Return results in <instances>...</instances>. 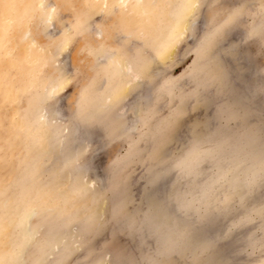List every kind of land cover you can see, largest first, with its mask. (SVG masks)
<instances>
[{"label":"rangeland","instance_id":"obj_1","mask_svg":"<svg viewBox=\"0 0 264 264\" xmlns=\"http://www.w3.org/2000/svg\"><path fill=\"white\" fill-rule=\"evenodd\" d=\"M1 1L0 264H264V0H198L193 13L197 0ZM187 13L198 23L182 37ZM114 59L150 87L130 107L134 131L117 116L132 72ZM53 93L65 122H51ZM70 122L94 134L103 182L74 171ZM154 184L174 218L212 227L213 247L164 219ZM220 203L232 210L217 215Z\"/></svg>","mask_w":264,"mask_h":264},{"label":"bare ground","instance_id":"obj_2","mask_svg":"<svg viewBox=\"0 0 264 264\" xmlns=\"http://www.w3.org/2000/svg\"><path fill=\"white\" fill-rule=\"evenodd\" d=\"M3 1V0H2ZM1 1V2H2ZM101 1V0H100ZM99 1V2H100ZM111 1V0H110ZM115 1V0H114ZM129 1V3L128 4H130V3H136V4H142L143 2H144V0H133L132 2H131V0H116V3H127ZM200 1H202V0H200ZM200 1H198L197 0V2H193V5H194V8H193V11H191L192 13L193 12H196L197 10H198V8H199V2ZM5 2V1H4ZM23 2V1H22ZM21 2V3H22ZM48 2H49V0H48ZM26 3V2H25ZM45 3H46V1H45ZM32 4V3H31ZM38 4V3H37ZM50 4V3H49ZM52 4V3H51ZM118 4H116V6L115 7H117L118 6ZM39 5L40 6H42V2H40L39 3ZM46 5V4H45ZM54 5V4H53ZM123 5V4H122ZM6 7H8L7 5H5ZM28 6H29V4H28ZM44 6V5H43ZM105 6V5H104ZM21 7H23V6H21ZM49 7H50V5H49ZM52 7V6H51ZM120 7V6H119ZM2 8V7H1ZM26 8V7H25ZM29 8V7H28ZM33 8H35V7H33ZM42 8V7H41ZM54 8H55V6H54ZM189 8V7H188ZM10 9V8H9ZM8 9V12L10 11ZM14 9V8H13ZM43 9H45V8H43ZM46 9L48 10V8L46 7ZM45 9V10H46ZM190 9V8H189ZM16 10V13L18 12L19 13V10L20 9H15ZM30 9H28V11H29ZM5 11V10H4ZM49 11V10H48ZM0 12H2V14H3V10L2 11H0ZM21 12V11H20ZM32 12V11H31ZM52 11L50 10V13H51ZM188 12H189V10H188ZM10 13H12V11L10 12ZM13 13H15V12H13ZM17 13V14H18ZM29 13V12H28ZM53 13V12H52ZM189 14V13H187V15L189 14V16H188V19L186 20V22H185V24L183 25V26H181V29H182V31L183 32H181L180 33V35L183 37V33H188V34H190L191 32V29L193 28V27H195L196 26V24L198 23H196V21H197V17L194 15V14ZM4 15H7V13H4ZM12 16H13V14H11ZM47 16L49 15V13L48 14H46ZM15 16V18L17 17L16 15H14ZM19 16H20V14H19ZM18 16V17H19ZM22 16H25V14H23ZM1 17H3V16H1ZM1 17H0V19H1ZM10 17V16H9ZM17 17V18H18ZM36 17V16H35ZM45 18H46V16H44ZM49 17H51V15H49ZM4 18V17H3ZM3 18H2V20H3ZM24 18V17H23ZM187 18V17H186ZM9 18H5L4 20H5V22H6V24H7V22H9V20H8ZM19 19V18H18ZM54 19V18H53ZM24 20H25V18H24ZM47 20V19H46ZM45 21V20H44ZM49 21V20H48ZM51 21H52V19H51ZM12 22V21H11ZM47 22V21H46ZM23 23V22H22ZM48 24H49V26H51L52 24H51V22H47ZM0 24H1V22H0ZM3 24V23H2ZM51 24V25H50ZM11 26H12V24H11ZM14 26H15V24H14ZM30 26V25H29ZM4 27V26H3ZM13 27V26H12ZM5 28V27H4ZM11 28V27H10ZM21 28V27H20ZM3 29V28H2ZM48 29V30H47ZM46 30H47V32H50V30L52 29V28H47ZM53 29H54V27H53ZM1 30V29H0ZM3 30H5V29H3ZM13 30V29H12ZM22 30V29H21ZM4 32V31H3ZM19 32V31H18ZM52 32V31H51ZM228 32V31H227ZM1 33V32H0ZM53 33V32H52ZM52 33H51V35H52ZM193 33V32H192ZM8 34V33H7ZM28 34V33H27ZM101 34V33H100ZM3 35V34H2ZM2 35L0 36V38L2 37ZM6 35V34H5ZM9 35H10V32H9ZM7 36V35H6ZM188 36V35H187ZM9 37L10 36H8L7 38L9 39ZM192 37V36H191ZM23 39V38H22ZM190 39V38H189ZM2 40L3 39H1V41H0V43L2 42ZM225 40V39H224ZM228 40V39H227ZM33 41V40H32ZM5 42H7V41H5ZM228 43V42H227ZM6 44V43H5ZM4 44V45H5ZM6 46V45H5ZM218 46H221V45H218ZM222 47V46H221ZM2 48L4 49V47H3V42H2ZM12 48V47H11ZM16 48V47H15ZM10 49V48H9ZM37 49H38V46H37ZM222 50L223 49H225V48H221ZM234 49V48H233ZM7 50V49H6ZM229 50V49H228ZM235 50V49H234ZM5 51V50H4ZM3 51V52H4ZM107 51V50H106ZM224 51V50H223ZM6 52V51H5ZM7 52H9V51H7ZM38 52V51H37ZM36 52V53H37ZM111 53V52H110ZM227 53V52H226ZM232 53V52H231ZM18 54V53H17ZM12 55V54H11ZM111 56L112 55H109V53L108 52H104V53H100V56H99V59H101L103 62L104 61H106V62H109L110 61V59H112L111 58ZM224 56V55H223ZM237 56V55H236ZM23 57V56H22ZM234 57H235V55H234ZM240 57V56H239ZM27 58V57H26ZM117 58V57H116ZM119 58V57H118ZM122 58V57H121ZM21 59V58H20ZM27 59H29V58H27ZM222 59V58H221ZM238 59V58H237ZM15 60V59H14ZM23 59H21V61H22ZM26 60V59H25ZM100 60V61H101ZM220 60V59H219ZM16 61H19L20 62V60H17L16 59ZM57 61V60H56ZM237 61V60H236ZM248 61V60H247ZM14 62V61H13ZM18 62V63H19ZM23 62V61H22ZM113 62H115V63H119V70L121 71V72H123L124 74L125 73H127L128 71H130V72H132L131 70H130V67H129V65L127 64V63H121V62H118V59H114L113 60ZM105 64V63H104ZM239 64V63H238ZM246 64V63H245ZM14 65V64H13ZM247 67V66H246ZM131 69H133V67L131 68ZM186 68H183L181 71H180V73H183L184 72V70H185ZM246 69V68H245ZM244 69V70H245ZM248 69V68H247ZM251 71H252V69H251ZM251 71H250V73H251ZM138 72V71H137ZM253 72V71H252ZM0 73H2V72H0ZM139 73V72H138ZM128 74H130V79H126V77H125V79L127 80L126 81V83L124 84V85H126L128 88H129V93H128V95H127V97L124 99V101H123V103H122V105L119 107V109H118V111H117V116L119 117V118H122V123L120 124V130L121 131H134L135 129H136V127H137V124H138V119H139V110L137 109L138 107H136L135 108V110H132V109H130V107L132 108V103H134L135 101H139V102H142L143 104L145 103V102H147L148 101V98H149V94H148V91H149V89H150V87L149 86H143V85H141V84H143V83H139V76H138V74H136V72H132V73H128ZM253 73H251V75H252ZM239 75V74H238ZM61 76V75H60ZM63 76H65V75H63ZM123 76V75H122ZM142 76V75H141ZM250 76V75H249ZM253 76V75H252ZM4 77H5V75H4ZM129 77V76H128ZM223 77V76H222ZM241 77V76H240ZM60 78V77H59ZM228 78V77H227ZM236 78V77H235ZM2 79V78H1ZM224 79V78H223ZM145 80V79H144ZM58 81V80H57ZM61 81V80H60ZM146 81V80H145ZM59 82V81H58ZM57 82V83H58ZM62 82V81H61ZM3 83V82H2ZM55 83V82H54ZM57 83H56V85H57ZM145 84H147V81H146V83ZM56 85H53L52 86V88L50 89L51 91H55V87H56ZM58 88V87H57ZM126 89V88H125ZM261 89H262V91H261ZM57 90V89H56ZM254 90V89H253ZM256 90V89H255ZM254 90V91H255ZM46 91V90H45ZM250 91V90H249ZM257 92H259V90H256ZM260 91H261V93L263 92V94H264V84L262 83V85H261V87H260ZM251 92V91H250ZM56 94H57V92H55ZM55 93H53V95H52V99H53V103L52 104H54L53 105V108H51V109H49V110H51L50 112L47 110L46 111V109H43V111H42V113H40V119L42 118V119H44L45 121H47L46 120V116L48 115L47 114V112H49L50 113V115L49 116H51V122H54V121H64L65 122V118H64V115L62 114V112H63V110L61 109V107H60V100H61V98L59 97V96H57V95H55ZM251 93H253V92H251ZM51 94H52V92H51ZM247 94H249L248 92H247ZM255 94H256V92H255ZM59 95V94H58ZM250 95V94H249ZM260 95H262V94H260ZM244 96V95H243ZM251 96H253V95H251ZM264 96V95H263ZM50 97V96H49ZM247 97H249L248 95H247ZM258 97V96H257ZM110 99V98H109ZM108 99V100H109ZM261 99V98H260ZM111 100V99H110ZM252 100V99H251ZM50 101V100H49ZM119 101H120V99H119ZM108 103V102H107ZM136 103V102H135ZM141 103V104H142ZM249 103V102H248ZM264 103V101L262 102V104ZM120 104V103H119ZM137 104H138V102H137ZM105 105H106V103H105ZM253 105V104H252ZM42 106V105H41ZM43 106H44V104H43ZM136 106V105H135ZM260 106H262V105H260ZM250 108V107H249ZM255 108V107H254ZM261 108H264V106L263 107H261ZM42 109V108H41ZM48 109V108H47ZM129 110H131V114H132V116L131 115H129L128 114V112H130ZM250 110H253L254 111V109L253 108H251ZM259 110H261L262 112L264 111V110H262V109H259ZM259 110H257V111H259ZM116 111V110H115ZM114 111V112H115ZM253 111H251V112H253ZM255 111H256V109H255ZM246 112V111H245ZM248 112H249V110H248ZM260 112V111H259ZM264 113V112H263ZM126 114H128V116H131L130 118H131V120L129 121V119H125L126 118ZM126 115V116H125ZM37 117V116H36ZM125 117V118H124ZM50 119V118H49ZM126 120V121H125ZM62 122H60V123H62ZM68 122V121H67ZM71 123V122H70ZM216 124V123H215ZM63 130L64 131H70V133H71V142H72V144H73V147L74 148H76V147H80L81 148V146L83 147V152H81V155H79L78 157H77V159H76V162H75V165H73L74 166V171H77V172H80L81 173V176L83 177V178H86L87 176H89L88 177V183H97V182H103L102 181V175H99V173H97L95 170H96V163H94V154L92 153V151L93 152H95V150H96V146H95V142L97 141L96 140V138H95V136H94V134L92 133V132H90V131H88V129H86L84 126H81L80 124H78V123H71L70 125H69V123L68 124H65L64 125V127H63ZM205 130V129H204ZM63 131V132H64ZM61 133H62V131H61ZM69 133V134H70ZM65 136V135H64ZM98 138V137H97ZM204 143V142H203ZM200 144V146L198 147V150L199 149H201V148H204V147H206L207 146V144L206 143H204V144ZM71 144V145H72ZM210 147H211V145H210ZM73 149V148H72ZM79 150V149H78ZM77 150V151H78ZM203 151V150H202ZM91 153H92V155H91ZM201 153V152H200ZM200 156V155H199ZM238 156V155H237ZM242 157V156H241ZM193 161V160H192ZM221 161V160H220ZM72 162V161H71ZM233 162V161H232ZM241 162V161H240ZM243 162H245V161H243ZM232 165H234V164H232ZM245 165V164H244ZM200 166V165H199ZM260 168V167H259ZM250 170V169H249ZM220 171V170H219ZM91 172H93V173H91ZM162 172V171H161ZM245 172V171H244ZM216 174V173H215ZM221 174V173H220ZM252 174V173H251ZM164 175V174H163ZM214 176V175H213ZM212 179V178H211ZM242 179H245V178H242ZM87 180V179H86ZM160 180V179H159ZM248 180V179H247ZM155 181H157V180H155ZM155 181H153V182H155ZM161 181V180H160ZM202 181V180H201ZM243 181V180H242ZM162 182V181H161ZM206 182L207 181H205L203 184H204V187H205V184H206ZM212 182V181H211ZM185 183V182H184ZM161 184V183H160ZM203 184H201V185H199L200 187H199V192H197V195H199V194H201V189H202V186H203ZM89 185V184H88ZM101 185V184H100ZM102 185H103V183H102ZM101 185V186H102ZM184 186V185H183ZM213 186V185H212ZM259 186V185H258ZM159 187V186H158ZM157 187V188H158ZM160 187H163L162 186V184H161V186ZM159 187V188H160ZM182 187V186H181ZM198 187V186H197ZM247 187V186H246ZM245 187V188H246ZM157 188H156V185L154 184V187L152 186V188H151V196H153L154 197V201H155V203H156V206H157V208H159V211L161 210V213L163 214V216H164V219H165V217L167 218V219H175V220H177L179 223H180V227L182 228V230L184 229L185 231L186 230H188V228L190 229V231H192V229H193V234H194V236H196V238H197V240H198V242L201 244V245H208L207 246V248L209 247H213L212 245H214V241H213V239H212V237H211V235H212V231H211V234H210V236L208 235V232H210L209 230H211L212 229V227H210L209 225V227L211 228H209V230H208V232H207V229H206V224H207V222L205 223L204 222V220H202L201 218V220L200 219H197L196 217H194V218H196L195 220H191L189 217H188V215L187 214H189V213H185V214H183V215H180L178 218L177 217H173V215L172 214H170L171 212L169 211V208L168 207H170V206H168V207H166V202H162L161 200L159 201V198L156 196L157 194H156V191H157ZM158 188V189H159ZM224 188V187H223ZM161 189V188H160ZM168 189V188H167ZM226 190V189H225ZM224 190V191H225ZM244 190H246V189H244ZM243 190V191H244ZM263 190V189H262ZM181 191V190H180ZM203 191V190H202ZM205 191V190H204ZM204 191H203V193H204ZM244 192H247V191H244ZM169 193V192H168ZM231 193H234V192H231ZM205 194V193H204ZM248 194V193H247ZM186 195V194H185ZM222 195V194H221ZM230 195V194H229ZM239 195V194H238ZM237 195V196H238ZM251 195V194H250ZM162 196V195H161ZM206 196V195H205ZM247 196V195H246ZM245 196V197H246ZM196 197V196H195ZM204 197V196H203ZM202 197V198H203ZM207 197V196H206ZM215 197V196H214ZM223 198V197H222ZM221 198V199H222ZM242 198V197H241ZM248 198V197H247ZM188 198H187V196H184V198H182V200H187ZM166 200V199H165ZM206 201V200H205ZM210 201V200H209ZM247 201V200H246ZM185 202V201H184ZM252 202V200L250 199V203ZM198 203V202H197ZM257 203V202H256ZM263 203V202H262ZM134 204V203H133ZM196 204V203H195ZM219 204V203H218ZM35 205V204H34ZM182 205H184V204H182ZM198 205V204H197ZM240 205V204H239ZM248 205V204H247ZM221 206H223L221 203H220V205H218V206H216L215 208H217V212H218V214L217 215H220V214H222V215H224L225 213H228V212H230L231 210H232V208H231V206L229 205V206H226V208H223V207H221ZM241 206V205H240ZM33 207V206H32ZM154 207V206H153ZM208 207H209V209L208 208H206V211H208V212H210V213H213V211H212V209L214 208V207H212V205L210 204V205H208ZM244 207V206H243ZM194 208V207H193ZM153 209V208H152ZM171 209V208H170ZM32 210V209H31ZM142 211V210H141ZM171 211H175V209L174 210H171ZM205 211V212H206ZM29 212V211H28ZM30 212H32V213H29V214H27V215H25V218H27V216H32L33 214H34V212H33V210L32 211H30ZM216 212V213H217ZM247 212V211H246ZM27 213V212H26ZM167 213V214H166ZM244 213V212H243ZM241 214V216L238 218V220L239 219H241V220H239V221H241L242 222V219L244 218V220H245V215L244 214ZM179 214V213H178ZM206 214V213H205ZM205 214H204V216H205ZM172 215V216H171ZM199 215H197V217H198ZM201 216V215H200ZM202 217V216H201ZM251 217V216H250ZM177 218V219H176ZM192 218V217H191ZM203 218V217H202ZM205 218V217H204ZM210 218V217H209ZM215 218V217H214ZM28 219V218H27ZM211 219V218H210ZM210 219H208V220H210ZM26 220V219H25ZM163 220V219H162ZM247 220V219H246ZM249 220V219H248ZM27 221V220H26ZM172 222V221H171ZM177 222V223H178ZM27 223V222H26ZM26 223H25V225H26ZM240 223V222H239ZM159 224H161V223H159ZM171 224V223H170ZM175 224V223H174ZM27 225H28V223H27ZM177 225V224H176ZM174 226V225H173ZM216 226V225H215ZM176 227V226H175ZM177 227H179V226H177ZM26 228V227H25ZM27 228H28V226H27ZM172 228V227H171ZM208 228V227H207ZM216 228V227H215ZM238 228V227H237ZM214 229V228H213ZM28 230H29V228H28ZM178 230V229H177ZM176 230V231H177ZM180 231V230H179ZM190 231H188V232H190ZM27 232H29V231H27ZM214 233H216L217 232V230H216V232L215 231H213ZM179 233V232H178ZM186 233V232H185ZM218 233V232H217ZM34 232L33 233H30L29 235H27V238H33V236H34ZM226 234L228 235L229 233H228V230H226ZM226 235V236H227ZM178 237V236H177ZM202 247V246H201ZM204 248H205V246H204ZM216 251V250H215ZM229 251H227V253H228ZM230 253V252H229ZM225 257H226V255H224ZM234 257V256H233ZM230 258V257H229ZM223 260H225V259H223ZM226 262H227V260H226ZM225 263V262H224ZM231 264V263H230Z\"/></svg>","mask_w":264,"mask_h":264}]
</instances>
